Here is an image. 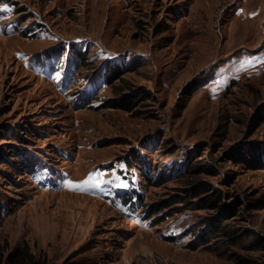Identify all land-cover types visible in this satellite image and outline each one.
Masks as SVG:
<instances>
[{
	"label": "rangeland",
	"instance_id": "1",
	"mask_svg": "<svg viewBox=\"0 0 264 264\" xmlns=\"http://www.w3.org/2000/svg\"><path fill=\"white\" fill-rule=\"evenodd\" d=\"M0 9V246L40 264H264V0Z\"/></svg>",
	"mask_w": 264,
	"mask_h": 264
},
{
	"label": "trees",
	"instance_id": "2",
	"mask_svg": "<svg viewBox=\"0 0 264 264\" xmlns=\"http://www.w3.org/2000/svg\"><path fill=\"white\" fill-rule=\"evenodd\" d=\"M76 53H77V58L79 61L84 59V54H81L80 52H76ZM114 68L116 69L114 65L109 66L107 68L106 73L108 77L113 76ZM130 95H131V92H129V94L122 95V96L118 94L115 98L107 100L105 102V106L111 107V108L127 106L128 108L143 95V92L140 91L134 98H132V100H131ZM11 147L18 148V146L14 144L11 145ZM26 160H28L27 157H22L21 162L25 164L24 167H29L26 165ZM153 210L160 211L162 210V207L153 208ZM0 264H40V263L35 259V257L30 252L27 245H21V246H16L12 248L10 251H6V247L4 246H0Z\"/></svg>",
	"mask_w": 264,
	"mask_h": 264
},
{
	"label": "snow or ice",
	"instance_id": "3",
	"mask_svg": "<svg viewBox=\"0 0 264 264\" xmlns=\"http://www.w3.org/2000/svg\"><path fill=\"white\" fill-rule=\"evenodd\" d=\"M2 10H5V9H0V11H2ZM84 183H85V184H88L89 181H85ZM68 186H69V187H73V188H79V187H81V185H78V184L74 185V184H72L71 181H68Z\"/></svg>",
	"mask_w": 264,
	"mask_h": 264
}]
</instances>
